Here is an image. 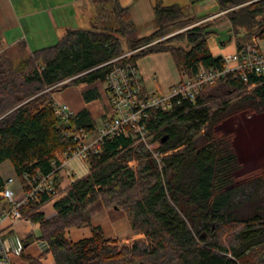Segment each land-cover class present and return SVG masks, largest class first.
Listing matches in <instances>:
<instances>
[{
  "label": "trees",
  "instance_id": "16d2710c",
  "mask_svg": "<svg viewBox=\"0 0 264 264\" xmlns=\"http://www.w3.org/2000/svg\"><path fill=\"white\" fill-rule=\"evenodd\" d=\"M93 1L98 12L91 27L67 28L54 44L33 51L18 42L0 52V164L9 160L21 183L24 173L50 174L57 193L58 156L75 147L69 132L74 126L96 128L86 108L62 122L53 112L54 91L104 82L113 67L109 61L126 51L124 60L136 62L167 51L189 75L199 67L225 66L207 43L219 32L199 22L200 16H186L181 5L153 0L156 30L138 37L127 7L118 0ZM218 8L230 22L227 35L219 36L222 45L230 35L237 49L254 36L264 43V0H218ZM263 110L264 76L249 74L244 81L238 71L226 72L193 101L172 97L169 109H148L145 124L158 157L132 131L105 138L87 156L89 173L54 201L52 217L39 210L52 192L23 204L22 216L39 223V238L55 264H264V175L238 178L232 135L217 131L229 117ZM133 160L135 167L129 164ZM3 182L0 175V189ZM97 200L121 210L131 230L145 239L119 244L106 237L91 220L89 207ZM69 227H88L91 235L69 240Z\"/></svg>",
  "mask_w": 264,
  "mask_h": 264
},
{
  "label": "crops",
  "instance_id": "0c3cea01",
  "mask_svg": "<svg viewBox=\"0 0 264 264\" xmlns=\"http://www.w3.org/2000/svg\"><path fill=\"white\" fill-rule=\"evenodd\" d=\"M164 4H178L184 9L186 16H200L199 22L210 23L219 33L207 37L209 49L214 56H223L234 52L237 47L232 37L227 45H222L220 37L227 35L230 22L225 15V10L218 8V0H162ZM119 4L127 7L133 22L137 26V36L144 37L156 30L153 13V0H118ZM98 7L93 0H0V52L15 46L18 42H24L29 51L40 49L54 44L67 28H89L97 17ZM137 67L145 86L146 94H169L172 87L183 80L188 73L180 72L167 51L151 53L137 60ZM89 98L84 96L85 91ZM97 94V97L93 95ZM54 102H63L69 106L73 113L83 108L89 112L90 118L98 128L110 116L109 92L105 83H80L69 85L52 93ZM95 128V129H96ZM94 130L89 134L93 135ZM72 159H64L58 156L60 166L59 189L57 194L49 201L40 205L39 210L45 217L50 218L55 214L53 203L64 195L74 179L84 177L89 173L87 160L84 170L76 173L77 169L72 164ZM79 159V158H77ZM63 161V162H62ZM11 165V164H10ZM12 167V165H11ZM0 175L3 179L12 175ZM75 170V171H74ZM98 201V200H97ZM89 210L93 224H100L106 237L116 238L117 235L128 234L139 236L131 230L126 216L121 210L114 209L121 217L119 221L109 220L108 229L102 223L101 218ZM122 213V214H120ZM5 242L9 246L11 259L15 264H30L24 256H30L38 260V264H55L47 243L40 239L39 223L30 220H20L11 223L3 220ZM108 230V231H107ZM88 227H69L65 230V237L72 241L89 237ZM30 239V241H29ZM29 241V242H28Z\"/></svg>",
  "mask_w": 264,
  "mask_h": 264
},
{
  "label": "built area",
  "instance_id": "2783aa9c",
  "mask_svg": "<svg viewBox=\"0 0 264 264\" xmlns=\"http://www.w3.org/2000/svg\"><path fill=\"white\" fill-rule=\"evenodd\" d=\"M129 53L130 51H126L109 61L113 63V67L104 83L110 95V116L102 126L95 129L93 135L81 127L74 126L69 134L75 141V147L69 153L62 154L64 159L86 160L89 153L99 149L105 138L127 135L130 131L137 137V141L145 144L153 156L158 157V153L154 151L157 142H149L152 135L145 124L149 108L167 110L171 107L172 97L187 98L193 101L203 87L224 78L226 72L238 71L244 81L248 80L249 74L264 76V43L254 36L240 49L222 56L225 63L224 68L199 67L197 73L177 82L169 94L153 93L148 95L143 93V82L137 62L124 60ZM66 81H61L58 84ZM53 112L64 123L69 122L74 115L69 106L63 102L53 101ZM59 164H55L54 168L58 169ZM23 177L25 183L21 184L18 192L15 193L13 189L12 177L4 179L0 189V264H15L11 259L9 246L3 238L2 221L9 220L13 223L27 220L21 213L23 204L28 201H37L39 195L45 192L57 194L52 185L50 174L29 176L24 173Z\"/></svg>",
  "mask_w": 264,
  "mask_h": 264
},
{
  "label": "rangeland",
  "instance_id": "374dc122",
  "mask_svg": "<svg viewBox=\"0 0 264 264\" xmlns=\"http://www.w3.org/2000/svg\"><path fill=\"white\" fill-rule=\"evenodd\" d=\"M95 22L96 20L94 23ZM89 27H91V24ZM232 37L234 38V36ZM103 83L104 82H100L102 85ZM215 104L216 103L213 105ZM217 131L219 133H228L232 135V144L238 154L240 162V169L236 173L238 178H241L244 175L250 174L252 172H260L264 175V110L261 112H242L229 117L219 126H217ZM156 145L158 146L157 143ZM72 160V164L77 169L76 173L86 168V163L82 162V159L75 158ZM10 164L11 163L9 160H5L0 164V171L3 175H8L9 173L13 172ZM130 166L135 167L136 161L133 160ZM10 177L13 178L14 182L12 186L16 193L20 190L22 183L17 176L12 175ZM94 204L95 205L92 208V213L101 218L104 226H107L105 227L106 229H108L109 220H113L114 218V220L119 221L121 218L118 217L120 215L114 211L116 208L105 207L101 200L96 201ZM252 205V202L247 203L243 208L245 211H248L253 207ZM119 224L121 225L120 221ZM138 239H145V237L143 234L139 236H132L128 234L116 236V240L119 244H130L134 240Z\"/></svg>",
  "mask_w": 264,
  "mask_h": 264
},
{
  "label": "water",
  "instance_id": "95a60500",
  "mask_svg": "<svg viewBox=\"0 0 264 264\" xmlns=\"http://www.w3.org/2000/svg\"><path fill=\"white\" fill-rule=\"evenodd\" d=\"M231 38H232V36L230 35V36H228L227 40H228V41H230V40H231Z\"/></svg>",
  "mask_w": 264,
  "mask_h": 264
}]
</instances>
